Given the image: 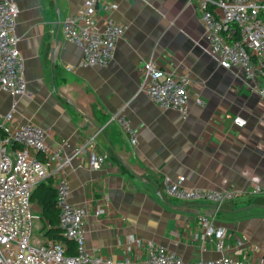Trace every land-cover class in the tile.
I'll list each match as a JSON object with an SVG mask.
<instances>
[{
	"label": "crops",
	"instance_id": "0c3cea01",
	"mask_svg": "<svg viewBox=\"0 0 264 264\" xmlns=\"http://www.w3.org/2000/svg\"><path fill=\"white\" fill-rule=\"evenodd\" d=\"M13 1L20 10L16 33L27 93L12 97L0 88V121L13 112L11 130L37 125L47 132L51 148L62 147L61 176L69 182L71 203L89 210V251L115 261L144 262L154 242L186 263L224 255L264 264V210L244 204L264 197V101L240 69L222 68L205 51L197 1L103 0L118 9L99 12L98 27L107 21L125 27L107 67L81 66L83 50L62 35L61 22L81 11L85 0ZM148 59L189 79L186 118L161 110L140 91ZM198 97L203 106L195 103ZM121 116L132 122L135 146L118 121L109 122ZM235 117L245 126L236 125ZM79 146L84 151L76 158ZM91 153L105 158L99 169L90 167ZM164 176H183L189 188L242 194L238 214L221 209L216 217L226 230L223 252L209 243L203 251L193 240L199 216H213L214 206L168 198ZM59 178H51L54 190ZM99 206L105 214L96 216ZM131 238L143 241L141 253L127 250Z\"/></svg>",
	"mask_w": 264,
	"mask_h": 264
},
{
	"label": "built area",
	"instance_id": "2783aa9c",
	"mask_svg": "<svg viewBox=\"0 0 264 264\" xmlns=\"http://www.w3.org/2000/svg\"><path fill=\"white\" fill-rule=\"evenodd\" d=\"M197 1V9L205 28L207 49L205 51L224 69L238 68L249 84H255L256 92L264 101V0H189ZM118 5L103 0H85L84 8L61 22L62 35L66 41L83 50L81 66L107 67L115 58L119 41L125 27L107 21L100 29L97 24L99 12H110ZM19 7L13 0H0V88L12 96L27 93L25 61L19 49L17 22ZM140 91L163 111H175L186 118L189 114L191 95L190 81L160 67L153 60L143 61ZM195 103L203 106L198 97ZM118 121L131 145L137 144V134L132 122L125 116L113 117ZM13 112L0 121L5 136L0 140V264H251L245 259L220 256L186 263L178 254L154 242L144 262L115 261L112 257L95 255L86 246V219L89 210L71 203L69 182L61 176L65 161L62 147L51 148L47 132L34 124L16 125L12 130ZM234 123L244 127L246 121L235 117ZM84 147L75 149L78 158ZM67 161V160H66ZM105 158L91 153L90 167L99 169ZM55 185L56 204L60 226L67 242L75 246V255H68V244L53 240L40 244L35 240L34 224L40 216L34 212L32 193L48 178L59 175ZM162 186L165 195L185 203H206L214 206V215H201L193 240L206 243L223 252L226 230L216 224V217L223 205L241 199L234 190L189 188L186 178L171 179L164 176ZM260 190L256 189L255 194ZM105 214L101 206L95 215ZM42 239V235H39ZM143 241L131 238L127 250L139 249ZM131 253V252H130ZM142 256V254H141Z\"/></svg>",
	"mask_w": 264,
	"mask_h": 264
},
{
	"label": "trees",
	"instance_id": "16d2710c",
	"mask_svg": "<svg viewBox=\"0 0 264 264\" xmlns=\"http://www.w3.org/2000/svg\"><path fill=\"white\" fill-rule=\"evenodd\" d=\"M53 5V3H50ZM1 137L5 136V133L0 129ZM32 202L39 209L40 221L43 225L41 232L43 233V240L46 242L53 240L57 243H67L69 250L68 255H75V246L67 242L63 236V231L60 226L59 210L56 204L55 190L53 187V180L49 178L45 182L38 185L32 193ZM240 201L229 202L223 205L221 208L225 212L231 214H238ZM247 207L252 205L256 206V209H261L264 206V197H253L244 201Z\"/></svg>",
	"mask_w": 264,
	"mask_h": 264
},
{
	"label": "rangeland",
	"instance_id": "374dc122",
	"mask_svg": "<svg viewBox=\"0 0 264 264\" xmlns=\"http://www.w3.org/2000/svg\"><path fill=\"white\" fill-rule=\"evenodd\" d=\"M33 210H34V212L36 211V212H39V209L36 207V205H34V207H33ZM35 212V213H36ZM41 227H42V224L41 225H39V221H36L35 222V224H34V235H35V240L37 241V243L38 244H40V243H42L43 241L45 242V240H42L40 237H39V235H40V233H39V230L41 229Z\"/></svg>",
	"mask_w": 264,
	"mask_h": 264
},
{
	"label": "water",
	"instance_id": "95a60500",
	"mask_svg": "<svg viewBox=\"0 0 264 264\" xmlns=\"http://www.w3.org/2000/svg\"><path fill=\"white\" fill-rule=\"evenodd\" d=\"M52 60H53V58H52ZM254 208H256V206H254V205H252V206L249 207V209H254ZM247 209H248V208H247ZM261 209L264 210V206H262ZM243 210H246V209H243Z\"/></svg>",
	"mask_w": 264,
	"mask_h": 264
}]
</instances>
